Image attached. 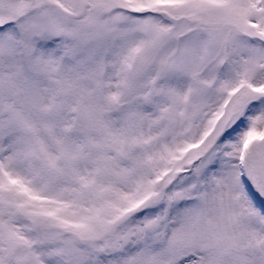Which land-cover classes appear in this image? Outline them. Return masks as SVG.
Returning a JSON list of instances; mask_svg holds the SVG:
<instances>
[{"label":"snow or ice","instance_id":"6c2138e0","mask_svg":"<svg viewBox=\"0 0 264 264\" xmlns=\"http://www.w3.org/2000/svg\"><path fill=\"white\" fill-rule=\"evenodd\" d=\"M0 264H264V0H0Z\"/></svg>","mask_w":264,"mask_h":264}]
</instances>
